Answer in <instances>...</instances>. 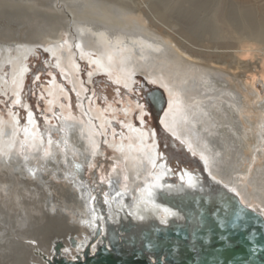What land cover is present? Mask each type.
Wrapping results in <instances>:
<instances>
[{"label": "bare ground", "instance_id": "6f19581e", "mask_svg": "<svg viewBox=\"0 0 264 264\" xmlns=\"http://www.w3.org/2000/svg\"><path fill=\"white\" fill-rule=\"evenodd\" d=\"M233 1L231 11L224 0H74L62 9L56 3L28 1V7L49 13L45 21L54 35L48 37L51 41L39 39L77 94L53 83L51 111L55 112L56 105L66 108L61 90L70 100L66 108L70 111L65 114L62 110V117L56 115L54 126L47 121L49 135L30 107L25 125L14 113L9 119L0 117V160L5 166H0V174L4 173L0 176V215L6 217L5 210H12L11 203L17 200L21 217L30 209L31 218L38 220L15 227V235L34 234L37 223H44L50 234L58 232L63 237L64 255L75 259L82 248L72 249L68 238L86 243L94 233L91 221L104 202L107 212L113 211L112 203L118 212L125 207L134 219L143 220L147 212L164 222L165 211L144 201L146 194L167 179L177 181L176 185L181 180L195 185L192 175L177 173L163 157L158 131L147 129L143 110L141 127L129 121L123 124V131H107V126H116L106 114L112 109L104 112L92 107V100L86 103L83 78L77 75L79 52L81 60L87 59L97 73L120 85L132 87L134 75L139 73L160 87L166 97L159 115L163 128L204 162L210 177L264 215V98L255 90L256 75L264 84V0ZM171 24L183 32L179 34ZM66 33L70 34L67 40ZM4 45L0 48V95H9L11 90L21 104L26 58L35 47L16 44L11 52ZM245 56L257 57L258 64L243 61ZM7 67L9 73H5ZM230 67L239 72H230ZM248 72L253 74L247 78ZM72 101L83 113L77 114ZM108 153L113 156L102 180L105 193L100 197L96 193L99 183L90 182L84 174L102 163ZM57 180L67 181L69 186ZM68 216L81 221L84 229L70 227ZM63 226L68 227L65 233ZM13 243L10 260L14 258L15 264H47L42 255L52 256V244L49 252L43 243L42 250L19 240Z\"/></svg>", "mask_w": 264, "mask_h": 264}, {"label": "water", "instance_id": "95a60500", "mask_svg": "<svg viewBox=\"0 0 264 264\" xmlns=\"http://www.w3.org/2000/svg\"><path fill=\"white\" fill-rule=\"evenodd\" d=\"M165 93L155 87L147 96L157 118L166 106ZM198 170L185 168L194 178L190 186L163 180L150 190L147 202L165 211L166 219L144 212L134 219L124 207L107 212L103 203L91 221L94 233L86 243L69 237L75 259L65 256V243L55 239L47 264H264V215L245 205L240 196L206 171L204 162L190 155ZM176 187L178 189H176ZM148 197V198H147ZM101 204V203H100ZM105 205V206H104ZM115 212V216H110ZM139 213V212H138ZM93 248L95 250L93 251ZM69 251V250H68Z\"/></svg>", "mask_w": 264, "mask_h": 264}, {"label": "rangeland", "instance_id": "374dc122", "mask_svg": "<svg viewBox=\"0 0 264 264\" xmlns=\"http://www.w3.org/2000/svg\"><path fill=\"white\" fill-rule=\"evenodd\" d=\"M28 1L29 0H12V1L7 0L4 2H2V0L0 1V48L4 44H6L4 46L8 47L9 50L13 52L15 49L14 45L16 44L22 45L24 47L32 46V45L35 47L33 48L32 51L29 52L30 55L26 58L27 73H26L25 83L22 88L23 90L22 89L20 90L23 102L21 104L19 103L17 104V96L14 94V92H11V90L9 91V95H7L6 93L1 94L0 117H4V118L6 117V119H9V116L14 113L15 115H19L21 122L23 121V125H25L28 118V107H30L32 112L35 114L37 121L40 127L42 128L43 132L46 135L47 134L49 135L48 125H47L49 123H47V121L50 120L51 121L50 125L54 126L56 115L62 117V112H63L62 110L65 111L64 112L65 114L66 113L68 114V112L70 111L69 109H66L67 107L69 108L70 100L69 98L66 97V95L63 93L62 90H61V94H62L61 99L64 100V102H62V104L64 105L62 106L66 108L63 109L59 105H56L55 112L53 113V111H51L52 107L50 101L52 100V97L50 92L53 83L56 82L60 86L64 85L63 87H65V90L72 91L73 95L77 94L76 93L77 90L75 91L74 88L71 86V84L67 81V79H65V77L63 76V72L55 65L57 63V60H55L56 58L54 59L52 58L51 53L46 48L47 46H45L44 43L41 42V39H39L42 36V37H46L44 40L51 41L50 38L48 37L54 35L53 33L55 31H53L54 30L53 27L48 25L47 21H45V19H48L49 13L38 11L37 8L28 7L29 5ZM34 1L39 3L45 2L50 5L56 3V5L60 9H62L64 6L71 5L74 3V0H57L56 2L54 0H34ZM121 1H127V0H121ZM146 1H150V0H146ZM224 1L230 3V11L231 9L234 10L233 0H224ZM186 4H187L186 6L189 5L188 3ZM158 13L159 10H157V14ZM160 19H162V17ZM163 20L165 23L166 20L164 18L162 19V21ZM173 27L176 28L179 34L183 32L180 26H179L180 31H178L179 28L177 25ZM72 33L73 34L75 33L73 27H72ZM178 33L177 35L176 34L175 35L178 36L179 35ZM63 36L64 39L67 40L70 34L66 33ZM37 39L39 40L37 41ZM75 50L76 52H78L77 47L75 48ZM78 58L80 61L79 63L80 69H78L77 75L78 78L81 79L83 78L82 83L86 89V95H87L85 96L87 97L86 103L89 100H92L93 101L92 107L99 108L104 112H106L105 111L106 109H110V108L112 109V112H106V114L112 117L111 119L116 124V126L114 128L111 126L110 127L107 126L106 127L107 131L110 130L111 131L110 133L113 132L118 133L120 131H123L124 125L125 124L128 125L129 121H136L137 123H139L138 127H141L142 123L140 121V115L143 110L145 112L144 114V120H146L145 126L149 130L153 129L155 131H158V134L160 136L161 151L165 154V156L168 157L169 159L168 161L170 162V165L174 168V170L178 173L184 170L185 168L191 170L199 169L196 162L193 161L194 158L190 156L192 154L189 152V150L183 148L182 144L177 143L179 141L172 134L166 131V129L163 128V126L161 125V119L157 118V116L154 113V109L152 105L148 103L147 96L152 91V89L155 88V86L151 82H149L148 78L145 75L136 73L134 75L135 79L132 81L133 88L132 87L127 88L123 85L114 82L112 80V77L106 76L104 73H101L99 71L97 73V68L92 66L87 59L86 61L85 59L81 60L80 52L78 53ZM243 61L245 62L253 61L255 65H257L259 60L257 57L245 56L243 58ZM10 71L11 68L7 67L5 73H9ZM234 71L239 72L238 70H233L230 67V72H234ZM246 74L248 78L252 76L253 73L248 72ZM263 85L264 84H262L261 78L256 75L255 90L257 92H260L262 97L264 98ZM72 102L76 108L77 114L80 112L83 113L78 108L77 105L78 103L75 101ZM110 154L108 153V156L105 159H102L103 162L98 163L97 164L98 166L96 165L97 167L95 166L97 171L95 170V168H93L92 171H86L84 174V176L88 178L90 182H92L93 180L94 183L97 181L99 184L103 185L102 188H99V184H98V188L96 191L97 194L99 193L98 195L100 197L103 196L102 193H105L104 184L102 180L105 179V177L107 176L106 172L111 166L110 163L113 153L111 155ZM106 159L109 161L108 163L104 161ZM0 166L5 168L2 160H0ZM23 171L27 173L26 172L27 169L24 168ZM2 175H4V173ZM174 180H177V178H174ZM57 181L59 183L60 182L63 183L65 187L69 186V182L67 181L64 180L61 181L57 180ZM146 190L147 191L149 190L148 187L146 188ZM16 201L15 203L12 202L13 204L11 203L12 210H8V211L5 210L4 212V214L6 215V217L4 216L5 219L2 218L0 215V260H2L0 261L1 264H15L13 262L15 261L14 258L10 260V258L12 257L11 256L12 254L10 253L11 252L10 249L13 241L17 242L19 240L22 243H29L30 246H32L33 248L36 249L40 248L42 250V248L44 247L45 249H47V251H49V248L51 246L50 244H53L50 243L52 240L54 241L55 239L63 238L60 237L61 235H59L58 232L55 234H50V228L48 226H45L44 223H37L36 225L37 231L34 234L30 231H26V234H22V236L15 235L14 234L15 227L22 226V223L25 222H27L26 224H31V221L33 220L31 218L30 209L27 211V213L22 214L23 217H21V215L18 213V202ZM42 204H44V202ZM66 204L67 203H64L65 207H67ZM39 205L41 206V204ZM78 210L80 213H82L81 209ZM83 216L84 218H86L85 220L89 218L87 214ZM66 219H67V224L73 229L77 227L84 229V226L81 224V221L73 218L72 216H68ZM35 222H38V220H36ZM82 222H84V220ZM61 228L64 229L63 232L65 233L66 232L65 228L68 227L63 226ZM52 231H56V228H54ZM74 233H76V231H74ZM52 235H54V237ZM51 236L52 238H50ZM42 243L44 244V246L42 245L43 247L41 246ZM45 243H48V245Z\"/></svg>", "mask_w": 264, "mask_h": 264}, {"label": "flooded vegetation", "instance_id": "af4514ba", "mask_svg": "<svg viewBox=\"0 0 264 264\" xmlns=\"http://www.w3.org/2000/svg\"><path fill=\"white\" fill-rule=\"evenodd\" d=\"M159 141H160V136H159ZM160 143V142H159ZM160 152H161V154H163V157L165 156V154L161 151V143H160ZM166 158H168L167 156H165ZM169 160V159H168ZM170 163V162H169ZM104 193H102V195H103Z\"/></svg>", "mask_w": 264, "mask_h": 264}]
</instances>
